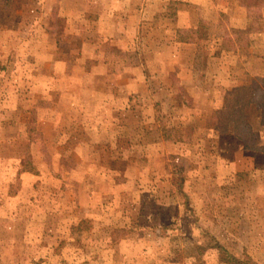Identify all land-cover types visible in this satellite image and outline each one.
Wrapping results in <instances>:
<instances>
[{
  "label": "rangeland",
  "instance_id": "374dc122",
  "mask_svg": "<svg viewBox=\"0 0 264 264\" xmlns=\"http://www.w3.org/2000/svg\"><path fill=\"white\" fill-rule=\"evenodd\" d=\"M153 2L126 0L138 32L89 49L82 0H0V264H264V49L238 50L255 57L231 85L203 66L209 26L163 65Z\"/></svg>",
  "mask_w": 264,
  "mask_h": 264
},
{
  "label": "crops",
  "instance_id": "0c3cea01",
  "mask_svg": "<svg viewBox=\"0 0 264 264\" xmlns=\"http://www.w3.org/2000/svg\"><path fill=\"white\" fill-rule=\"evenodd\" d=\"M102 4L99 5V8L94 7V0H82L85 4L84 12H83V22H84V30L85 38L83 41L85 48H96V43H94L93 38L98 33L100 38L104 37L105 45L108 44V41L111 40L108 37H113V40L117 42L124 41V36L122 33H125V37L127 34L132 35L135 31L138 32V26L133 20L130 22H124L125 19L122 18L124 13L131 11L132 8L127 9L126 0H123L122 4L118 0H101ZM152 3H148L147 7H151L154 4V0H148ZM159 1V0H157ZM164 2L163 5V28H169L172 32V38L168 41L166 38L164 39L163 50V65L168 62L166 59H170L174 53L172 52V48L184 49V50H193L197 51L198 48L202 46L198 42L197 39H190L186 36V33L195 34L197 38V33H202L209 31V26L211 31L214 32V37H211V42L207 45H204L206 56L205 63H203L204 68L209 63L215 64L217 66L216 73L221 74L224 72L225 65H232V69H230V84H234L237 82L238 78H235L233 75L234 71L241 66H249L251 60L255 56L243 54L242 57L238 56L239 49H251L254 46H258L264 49V1L260 6L257 7H246L240 5L238 0H161ZM112 2H114L113 8ZM104 4V5H103ZM154 7V5H153ZM97 8V9H96ZM50 11L48 12L50 16L52 11V5L48 8ZM64 12L65 9H62ZM125 11V12H124ZM138 10H136L137 12ZM47 12L43 15H46ZM171 12V13H170ZM126 14V13H125ZM60 15V14H59ZM70 16V14H63ZM139 15V14H138ZM130 16H132V12H130ZM126 17V16H125ZM94 20V21H93ZM237 24V25H236ZM46 25V24H45ZM96 26L98 30H96ZM42 27V26H40ZM135 28V29H133ZM151 28V27H150ZM97 33H95V31ZM45 31V28H44ZM67 31V30H66ZM216 33V35H215ZM238 33V34H237ZM130 37V36H129ZM210 41V40H209ZM54 44L56 41H52ZM51 44L54 46V44ZM213 43V45L211 44ZM160 42L155 41V38L150 40V45L152 49H158V45ZM110 45V44H109ZM50 47V46H44ZM224 48H230L232 52L228 50H223ZM100 52L102 51L101 44L98 45ZM160 48V47H159ZM105 49V47H104ZM183 53V56L178 53V57L181 59L179 64L182 66L185 65H196V57L197 53L194 52ZM213 51V52H212ZM219 51V52H218ZM226 53H228L226 55ZM230 54L232 56H230ZM170 55V56H169ZM175 56V55H174ZM105 52L100 57L99 65L106 70L107 72H118L119 74H109L110 81H115L122 79L121 75L124 76V71L120 68L115 71H111L110 66L104 60ZM187 58V60H186ZM163 60V59H162ZM161 60V61H162ZM257 61H260L264 64V58L261 55L258 56ZM160 62V61H159ZM158 62V63H159ZM129 63V62H128ZM157 63V64H158ZM194 63V64H193ZM115 65V64H113ZM130 64H127L128 66ZM108 69V71H107ZM125 70V69H124ZM221 70V71H219ZM192 74V71L189 70ZM221 72V73H220ZM216 73H213L210 77H216V80L224 79L223 76H220ZM88 73H86L87 75ZM126 77V75L124 76ZM237 77V76H236ZM128 81H134L133 77L130 75L127 76ZM187 196V195H186ZM235 257V256H234ZM236 258V257H235ZM238 259V258H237Z\"/></svg>",
  "mask_w": 264,
  "mask_h": 264
},
{
  "label": "trees",
  "instance_id": "16d2710c",
  "mask_svg": "<svg viewBox=\"0 0 264 264\" xmlns=\"http://www.w3.org/2000/svg\"><path fill=\"white\" fill-rule=\"evenodd\" d=\"M240 5L242 6H246V7H257V6H260L264 0H238ZM238 90H244V88L242 87H239ZM249 101H245V106L246 104H248ZM244 110H245V107L243 110H239V111H236L234 112V114H236L237 116H235V120H231V122L233 123L234 125V129L237 128V126L240 124L238 123L237 125V122L238 120L242 119L244 121ZM248 125L246 124V122L244 123V128H248L247 127ZM174 195V194H173ZM184 197V195H182ZM174 197H177V195L175 194ZM184 201V200H183ZM214 247L217 248L218 250H220L221 252L225 253L227 255V251L219 244V243H215L214 244ZM227 257L230 258L231 262L233 264H252L251 260L250 259H244V260H240V259H237L235 258L234 256L232 255H227Z\"/></svg>",
  "mask_w": 264,
  "mask_h": 264
}]
</instances>
